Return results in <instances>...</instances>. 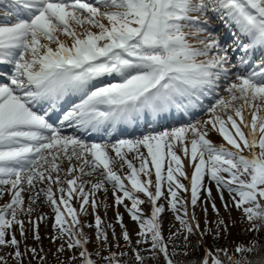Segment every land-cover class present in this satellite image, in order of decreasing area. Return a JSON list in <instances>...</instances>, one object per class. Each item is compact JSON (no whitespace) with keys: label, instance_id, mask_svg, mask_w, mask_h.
I'll list each match as a JSON object with an SVG mask.
<instances>
[{"label":"snow or ice","instance_id":"snow-or-ice-1","mask_svg":"<svg viewBox=\"0 0 264 264\" xmlns=\"http://www.w3.org/2000/svg\"><path fill=\"white\" fill-rule=\"evenodd\" d=\"M207 13L218 16L224 37L201 20ZM189 27L204 34L202 47L188 42ZM0 66H9L0 73V199L10 196L0 205V248L12 249L7 257L15 264L27 257L28 264H50L42 248L21 251L28 238L21 216L39 244V225L49 217L33 214L42 204L53 212L55 264H264V0H8ZM209 97L207 119L152 127L165 115L190 117ZM143 123L148 130L135 138H85ZM213 131L230 147L215 145ZM213 183L224 210L241 213L250 240L218 243L229 226ZM110 190L134 222L130 230L117 210L119 236L98 214L97 194ZM203 192L202 210L206 215L210 201L215 227L207 219L201 227L195 214ZM89 208L94 235L81 218ZM166 210L180 225L167 237Z\"/></svg>","mask_w":264,"mask_h":264},{"label":"rangeland","instance_id":"rangeland-1","mask_svg":"<svg viewBox=\"0 0 264 264\" xmlns=\"http://www.w3.org/2000/svg\"><path fill=\"white\" fill-rule=\"evenodd\" d=\"M6 2V1H5ZM8 3V1H7ZM2 5V4H1ZM0 5V6H1ZM207 18L209 20V24H208V29L209 31H214L217 35H221L223 32L227 31V30H223L214 25L213 23L214 21V17L212 15H210V13H207L205 17H201V20ZM188 30V32H187ZM185 32L188 33L187 36V40L190 44H193L197 47H202V45H200L198 43L199 40L204 39V34H198L196 33V29L190 27L189 28H185ZM226 34V32H225ZM62 39H64V37H61ZM70 42V41H69ZM9 66H0V70H6ZM7 71H9V69H7ZM6 71V72H7ZM108 82V81H105ZM219 92L220 95H225V93L223 92V87H221L220 89L217 90ZM74 102V101H72ZM71 101L68 102L67 105H65L64 109L70 107V104L72 103ZM212 103H214V99L209 97L206 98L204 100V108L200 111H196L194 113H192V115L186 116V117H181V118H177L175 120H173L170 123L164 124L159 123V124H153L152 127L155 128L156 131H162L165 129H171L172 127H176V126H181L187 123H190L192 121L195 120H202V119H207V115H206V109L207 106H210ZM245 116L246 118L248 117V119H250V115L248 114L247 111H245ZM148 130V125L146 123H143L140 127L135 128L133 131L128 130V132L126 134H120V135H114L111 136L110 138L105 137L99 141H95V142H104L106 139H110L112 142H114L117 139L120 138H135L137 136L142 135L144 132H146ZM138 131V132H137ZM208 138L215 144V145H221L224 144L226 147H230L226 144L225 141H223L222 137L217 133V132H210ZM93 142V141H91ZM114 155V154H113ZM131 158V157H130ZM64 167H67V163L64 164ZM116 169L118 171V174L120 175H125L127 173V168L126 166L121 169L120 168V164L117 163L116 164ZM186 171L189 173V175L191 174L192 169L190 167H186ZM153 180L155 179L154 175H153ZM87 179V177H86ZM94 179V178H93ZM186 185L188 184V181L185 180L183 181ZM206 183H208L206 181ZM39 187H43V185H40ZM209 187H211V191H212V195L213 197H215L216 199V203H217V207L220 208V215L221 217H223L226 222L228 223V232L229 234L225 237L220 238V240L218 241V243L221 246L224 245H228L231 246L232 243L235 242H242V241H248L250 240L252 237L250 235H246L245 232L243 231L244 227L246 226L242 221H241V213L236 211L235 209H233L231 211V213L227 212L224 210L223 206L220 204V200H219V196L216 192V187L215 184H209ZM110 188V186H109ZM39 190V188H38ZM55 190V189H54ZM98 195V200L99 201H103V203L101 204V206L98 209V214L101 216L102 220H104L106 223H111L113 225V227L115 228L116 234L117 236L120 235L121 229L119 227V224L116 222V212L117 210L123 215L124 217V223L129 227V229L131 230L134 227V222L130 219V217L128 216L127 212L125 211L123 206H120L118 209L114 204V199L112 196V192L111 190L107 193V195H105V193L100 192L97 194ZM180 195L186 199L190 200V192L188 193H183L181 192ZM207 196L206 192L201 193V206L197 207L195 209V214H197L196 216L199 218L200 220V224L201 227H204V222L207 219L208 221L212 222V227H215V220L217 219L216 213L212 211V207H211V202L208 201L207 202V209L208 212L205 215V213L203 212V207H205V204H203V201H205ZM225 197L227 198V193H225ZM24 198H25V205H27L28 202V193L25 192L24 193ZM41 199H43V197L41 196ZM10 200V196L9 195H5L2 199H0V205H3L4 203L8 202ZM127 203V202H126ZM159 203L162 204H167V201L164 200L163 198L161 199V201ZM104 205H109V207L105 208ZM74 206L79 209V204L78 203H74ZM222 206V207H221ZM144 209V213L145 215H150V206L145 204L142 206ZM201 211V213H200ZM210 211V212H209ZM189 212H192L191 206L189 204ZM47 215L49 217L48 221L46 223H40L39 225V233L41 236V241L38 244L33 238V233L31 230V225L29 223V218L27 216H21V219L24 221L25 224V228L27 230V240L24 241L21 244V251L24 250V245H28L30 247H37V248H42L44 250V252L48 253V259L50 261V264H55V257L53 256V253L55 252V246L52 244L51 240L49 239L50 236L54 235V230L52 228V223H53V212L51 210L50 207L47 206V204H42L40 207L37 208V211L33 214V219L38 216V215ZM82 220L84 221V223L87 224H92L93 226L91 228L89 227H85V231L87 233H89V235H94L95 234V226H94V215L92 213L91 208H89L88 210V215L86 216H82L81 217ZM232 221H235V224H232ZM173 224L176 225L175 228H173ZM180 225L178 224V222L175 221L174 218V214L171 212V210H166L163 214H162V230H163V235L165 237H167L169 235V229H171L172 231H176L177 228H179ZM109 231V236L111 238V229L108 230ZM17 235V239H20L19 236V232L17 231L16 233ZM132 238H133V242L136 239L135 233H132ZM121 244H123L124 242L121 240L120 241ZM207 243L209 245H211L213 243V239L212 238H208L207 239ZM95 248L94 244L89 245V251H92ZM113 250L115 251L116 249L113 248ZM12 249L11 248H0V256H6L9 252H11ZM9 264H15V262L12 260L11 257H7ZM31 259V257H27L25 259V264H28V260ZM64 257H61V260H63ZM32 264H38V262L36 260L32 261Z\"/></svg>","mask_w":264,"mask_h":264},{"label":"bare ground","instance_id":"bare-ground-1","mask_svg":"<svg viewBox=\"0 0 264 264\" xmlns=\"http://www.w3.org/2000/svg\"><path fill=\"white\" fill-rule=\"evenodd\" d=\"M6 1V2H5ZM7 1L8 0H3V3H0V16H2V14L4 13V11L6 10V6L8 5V3H7ZM210 15H212L213 17H214V25H216V26H218V27H220L221 29H222V31L223 30H226L225 29V27H224V25L222 24V22L219 20V18H218V16H216L215 14H213V13H210ZM187 29V28H186ZM189 29H190V27H189ZM187 32H188V30H187ZM226 32V31H225ZM225 32H223L220 36L221 37H224L226 34H225ZM230 42V41H229ZM257 55H259V53L257 54ZM7 69H9V67L7 68ZM7 69L4 71V70H0V73H4V72H6L7 71ZM72 102V101H74L75 102V98H70L69 99V102ZM68 103V102H67ZM65 105V104H64ZM61 114V111H57V113H56V115H60ZM182 117H186V116H182ZM177 118V115L175 114V113H173L172 115H165L160 121H159V123H164V124H167V123H170V122H172L173 120H175ZM178 118H181V117H178ZM248 118V117H247ZM54 119H55V117H54ZM156 125V124H155ZM128 130H130V131H133L134 129H133V127H131V126H121V127H119L118 129H117V131L112 135V136H114V135H120V134H126L127 132H128ZM73 130L72 129H66V132L67 133H71ZM138 132V131H137ZM104 137H106L105 135H102V134H88V135H86L85 136V138L87 139V140H89V142H91V141H99V140H101L102 138H104ZM204 204V203H203ZM202 207V206H201ZM220 207V206H219ZM222 207V206H221ZM210 212V211H209ZM200 213H201V211H200ZM197 215V214H196Z\"/></svg>","mask_w":264,"mask_h":264},{"label":"trees","instance_id":"trees-1","mask_svg":"<svg viewBox=\"0 0 264 264\" xmlns=\"http://www.w3.org/2000/svg\"><path fill=\"white\" fill-rule=\"evenodd\" d=\"M260 236H261V237H264V232H261V233H260ZM192 239H193V241H195V240H196V237H192ZM197 246L199 247V245H197ZM161 264H162V262H161Z\"/></svg>","mask_w":264,"mask_h":264}]
</instances>
